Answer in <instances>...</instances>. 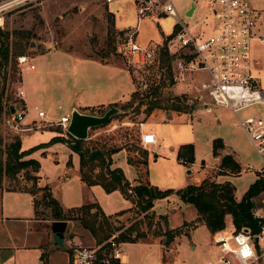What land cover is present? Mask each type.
Segmentation results:
<instances>
[{"label": "rangeland", "instance_id": "374dc122", "mask_svg": "<svg viewBox=\"0 0 264 264\" xmlns=\"http://www.w3.org/2000/svg\"><path fill=\"white\" fill-rule=\"evenodd\" d=\"M253 1L256 5L264 4V0ZM173 4L184 21L196 24L193 31L198 29L204 18H206L204 34L214 31L212 29L214 17L208 11L206 0H173ZM107 5L108 9L115 14L116 22L120 26L136 24L137 6L133 0H118L108 4L104 0H27L5 14L4 24L0 26V39L8 34L9 52L7 61L0 62V158L4 161L6 156L4 149L9 142L18 137L21 139L24 135L21 144L25 148H31L29 156L38 160L40 181L49 183L66 207L78 206L89 199L96 200L105 211H120L131 204L121 213L110 214L107 221L99 216L103 222L97 227V236L83 226L78 218H68L66 239L71 238L72 244L96 245L102 242L106 244L109 236L101 241H98V237H102L108 231H111L117 240H120L121 232L128 237L137 234L133 237L135 241L120 240L125 256L124 264H147L148 262L206 264L207 259L219 251L212 236L231 223L234 224L231 214L225 215V225L222 228L211 232L204 220L197 217L195 207L181 201L175 191L169 194V200L156 199L152 211L149 210L144 214L139 212L136 205L129 201L119 189L106 191L101 186H84L78 173V153L62 140L49 142L53 136L61 135L59 131L64 132L54 121L70 103L71 68L75 67L76 72L78 69L85 73L90 71L85 69L80 61H72L67 54H61L60 51L53 53L47 51L59 47H66L67 51L78 49L80 53L87 56L119 60L130 69L135 82L134 90H137L138 96L129 102L133 105H136L138 101L143 102L138 109L139 112H136L131 105L129 106L127 101L121 103L120 107L127 105L124 112L114 116L102 126L91 127L90 136L85 138V142L105 146L123 143L122 148L128 151L132 161H136L141 158L140 148H145L149 152V145L144 146L141 143L140 133L147 127L155 130L159 135V144L152 146L157 150L152 151L151 157L147 156L145 166L149 178L159 188L183 187L188 182L199 179L205 166V173L208 176L217 179L228 176L235 186L236 197L240 198L253 181L255 170L263 165L264 152L262 154L257 152L240 125L238 116L243 119L253 113L264 114V105L255 104L239 110L237 114L229 107L215 105L205 92L196 87L200 80L208 78L209 74L205 70L194 71L191 77L189 75L185 80H176L173 76L171 60L168 62L164 57L161 58L159 53L161 48H164L163 38L174 29L177 23L175 18L170 16L156 14L141 16L138 21L136 39L142 44L152 43L157 57L146 64L131 63L119 51L120 29L115 28L114 19L108 12ZM191 5L197 8L192 17H187L185 14ZM161 40L163 44L159 42ZM252 48L261 49L259 57L263 70L260 72L264 74V42L254 40ZM42 52L46 53L36 56L32 60L34 66L26 67V72L23 74L24 85L26 84L30 92H33L29 102L31 108L28 118L30 122L32 120L53 121L57 129L45 125L41 128L22 130L19 127L28 124L23 121L16 127L8 107L19 99L17 92L23 68L18 65V57L25 55L33 58ZM57 66H64L68 73L65 71L58 73ZM38 77L39 80L36 82ZM260 81L264 84V76ZM83 84L84 82L80 85ZM77 85H79L78 81ZM38 89H40L39 92ZM52 91L55 92L52 93ZM154 102L162 107L154 108L152 112L155 113L148 116L146 126L141 125L139 122L147 116L143 109ZM205 102L210 106L209 108L205 106ZM34 105L37 108L34 109ZM176 106L180 109L173 108ZM38 109L45 111L47 120H43L38 115ZM105 109H98L96 113L101 114ZM122 120H127L128 123H123ZM64 133L67 134V132ZM217 139L222 141V146L218 148V154H213V142ZM186 142L193 144L194 159L199 164L191 173H186L183 162L175 161L173 158L180 144ZM223 146L225 152L233 153L238 158L243 172L220 173L222 171L219 167L221 155L219 149ZM155 151L159 153L157 157H153ZM114 158L116 164L122 168L125 176L130 180L135 175L137 166L144 165L129 162L123 149L117 150ZM193 162H185V164L192 165ZM205 162L208 164L205 165ZM142 173V177H145L143 166ZM33 182L20 172L16 175L3 173L0 178V187L35 189L36 224L46 236L44 240L47 239L46 244H48L42 253V258H45L46 249L52 241L53 233L50 223L54 216L50 207L46 206L42 199V190L37 187L39 185ZM253 199L255 206L264 205V191ZM71 214L77 216L79 212L72 211ZM170 230H174V236L168 243L164 242L169 237ZM67 240L65 248H61L62 252L55 253L49 264H64L63 259L66 254L63 252H66V248L69 253L71 252Z\"/></svg>", "mask_w": 264, "mask_h": 264}, {"label": "built area", "instance_id": "2783aa9c", "mask_svg": "<svg viewBox=\"0 0 264 264\" xmlns=\"http://www.w3.org/2000/svg\"><path fill=\"white\" fill-rule=\"evenodd\" d=\"M27 0H0V26L5 14ZM118 0H104L106 4ZM137 6V21L145 15H164L175 18V28L166 35L164 44L172 56L173 76L185 80L192 72L205 70L209 76L196 84L215 105L229 107L233 112L255 105H264V87L258 84L253 72L251 44L253 40L264 41V4L256 5L253 0H206L208 11L214 17L211 33L204 34L206 18L198 29L196 24L184 21L174 7L173 0H133ZM207 17V16H206ZM138 23L120 28L121 55L133 64H146L156 59L152 43L142 44L136 39ZM18 65L24 69L34 66L31 57L19 56ZM193 79V78H191ZM19 99L12 103L16 111L11 119L17 124L24 121L27 107L24 90L18 88ZM10 105V104H9ZM40 117L45 111L38 110ZM70 114H61L54 121L67 132ZM32 122V123H31ZM27 122L22 130L41 128L48 122ZM31 123V124H29ZM142 124L141 122H139ZM239 123L259 154L264 152V116L250 114L239 118ZM68 133V132H67ZM141 143L146 146L156 142L155 133L143 130ZM259 172L264 173V163ZM253 216L257 227L237 228L233 223L213 234L212 239L218 253L211 256L206 264H261L264 262V205L254 206ZM69 264H124L121 241L112 234L105 242L96 245L72 244ZM74 243V242H73Z\"/></svg>", "mask_w": 264, "mask_h": 264}, {"label": "trees", "instance_id": "16d2710c", "mask_svg": "<svg viewBox=\"0 0 264 264\" xmlns=\"http://www.w3.org/2000/svg\"><path fill=\"white\" fill-rule=\"evenodd\" d=\"M7 37L8 34H6L5 38L0 39L1 63L6 62L8 58L9 44ZM159 53L161 58L164 57L168 62L172 59V56L169 55L165 47L163 49L161 48ZM136 93L137 90L132 91L131 98L127 100V103L137 112L143 102L138 101L136 105L129 102L138 96ZM112 105H117V103ZM121 107L125 109L127 105H121ZM161 107L159 103L154 102L146 106L143 111L148 115L154 108ZM173 108L180 109L177 106ZM90 111L95 112L94 108H90ZM118 115L121 114H115L112 117ZM53 140L65 141L72 150L78 153L80 175L87 184H100L106 191L119 189L136 205L139 212L146 214L147 211H152L155 199L165 197L175 191L183 202L190 203L196 208L198 213L197 217H201L204 220L207 228L211 232L225 225V215L228 213L231 214L232 221L237 228L250 227L255 229L257 227V219L253 216L251 209L255 206L253 198L264 191V173L258 171V176L249 184L239 199L235 195V186L230 179L219 180L208 175L204 176L198 183L190 182L177 189H163L150 183L148 179L145 181L138 179L134 183L125 176L120 166H112V154L122 148L123 143L120 145L113 144L111 146L98 145L94 142L86 143V139L74 137L70 133H67V136L55 135L49 142ZM221 146L222 141L220 139L215 140L213 142L212 153L218 154V148ZM139 151L141 155L140 159L132 161L131 156H128L127 159L131 163H142L145 166L148 156L147 149L140 148ZM4 152L6 153L4 161L0 158V178L3 173L16 175L20 172L24 177L33 180V183L37 182V178L39 177L37 174L39 162L36 158L28 156L31 148H23L19 137L9 142L5 146ZM177 158L183 163L193 162V144L191 142L180 144L177 150ZM219 167L222 171L220 173H235L241 170L239 162L230 153L221 155ZM37 187L42 190V199L45 205L50 207L51 213L54 216L53 219L76 217L94 236H97V227L102 224V220L107 221L110 215L106 214L97 202L82 203L78 206L68 208L67 212H65L59 201L52 195L50 187L47 184ZM28 190L32 194L35 192L34 188ZM34 207L36 211L35 199ZM72 211L79 212V214L74 216V214H71ZM123 211L121 210L118 213ZM99 216L100 218L103 217L102 220ZM111 234L112 232L108 231L102 237H98V241L107 238ZM173 236L174 230H170L169 237L164 242L168 243ZM133 237H128L123 232L119 234L121 241H135Z\"/></svg>", "mask_w": 264, "mask_h": 264}, {"label": "crops", "instance_id": "0c3cea01", "mask_svg": "<svg viewBox=\"0 0 264 264\" xmlns=\"http://www.w3.org/2000/svg\"><path fill=\"white\" fill-rule=\"evenodd\" d=\"M196 8L197 6L195 7L194 12L196 11ZM107 10L114 19V26L116 29H120L124 26H129V25L120 26L119 24H117L116 19H115V14L108 9V5H107ZM136 18H137V11H136ZM137 23L138 21L136 22V24ZM168 34L169 33H167L166 35ZM253 41H252V44H253ZM263 42L264 41H262L261 43ZM252 44H251V57H252V63H253V72L257 78L258 84L264 87V84H261V81H260V79L264 76V74L260 72L261 70H263V64L259 57L260 56L259 53L261 49L252 48ZM67 50L68 48L66 47L64 48L59 47V48L51 49L47 52L53 53L54 51H60L61 54H64V55L67 54L71 57L72 61L74 62L80 61L82 63V66L85 69L89 70L90 72L85 73L83 70H80V69H78V72H76L75 67L71 68V79L72 80H71V91L69 93L70 103L67 105L66 110L63 111L61 114L69 113L73 107H77L79 110L84 111V112H91L90 108H94L95 110L94 113H96L98 109L107 108L108 106L114 103H117V106H119L121 103H124L130 98L132 91L135 89V82H134L130 69L124 63H122L119 60H114L110 57L102 59L96 56H87V55L80 53L78 49H74L73 51L72 50L67 51ZM43 53H46V52L36 54L32 58V60L35 59V57L38 56L39 54H43ZM56 70L58 73L59 72L64 73V71L65 73L67 72L64 66H61V67L57 66ZM24 72H26V68H24L21 73L20 88L24 90V101L27 107V112L24 117V123H27L29 122V119H30L28 118V115H29L28 113L31 108L29 102H30L31 97H33V92H30V90L26 87V84L24 85V80H23ZM38 80H39V77L36 82H38ZM77 81L79 82V85L76 86ZM82 82H84V84L80 85ZM39 91L40 89H38V92ZM54 92L55 91H52V93ZM205 104H207V102H205ZM209 107L210 106L208 105V108ZM33 108L35 109L37 108V106L34 105ZM153 113L155 112H151L150 114L146 116L144 120H141L140 121L142 123L141 125L146 126V119L148 118V116H151ZM253 114L264 116V114H261V113H253ZM41 118L43 120L44 119L47 120L46 115L45 117H41ZM238 120H239V116H238ZM47 121H48V124L46 127L57 129L56 127H54L53 121H49V120ZM122 121L123 123H128L127 120H122ZM144 130L152 131L155 133V136H156V142L148 144L149 145L148 154L150 155V156L148 155V157H151L152 151L157 150V148L154 149L152 146L159 144V135L157 134L155 130L150 129L148 127L145 128ZM59 133L63 136H67V134L64 132L59 131ZM23 137L25 136L23 135L21 139ZM63 142L66 145H68L65 141ZM22 147L25 148L24 145ZM120 149H123L125 151L126 157L128 158V151L125 148H120ZM219 150H221V155L225 153H229V152H225L224 146L223 148ZM158 155L159 153L156 151L153 153V157H157ZM221 155L219 157V163H220ZM114 156H115V152L112 154V159H113L112 166H119L118 164H116ZM173 158L175 161H180L177 158V150ZM235 159L238 161V158L236 156H235ZM205 163H206L205 165L208 164V162H205ZM191 164L192 165H187L184 163L186 167V173H191L194 167L199 166L198 161H196L195 159H194V162ZM142 166L145 169V174H144L145 177H142L143 175ZM240 166H241V163H240ZM259 169L260 168H257L255 170L256 174H255L254 179L258 176ZM205 171L206 170L204 166V171L202 172L201 177L191 182L198 183L204 176H207ZM241 172H243L242 167H241V170L238 172V174ZM78 173H79L81 183H83L84 186H89V184H87L81 178L80 171H79V156H78ZM37 174L39 175V177L37 178V184L39 186L47 184L50 187L52 195L59 201L63 210L64 211L67 210L69 207H66L63 201L54 193L52 186L47 182L42 183L40 181L41 174L39 170L37 171ZM138 179L143 180V181L148 179L150 183L155 184L149 178L148 170L146 166L140 165V164L137 166L135 170V175L133 176V178L129 180L132 182H135ZM224 179H230V178L226 176ZM219 180H223V179H219ZM90 186L98 187L101 185L95 183V184H91ZM165 188H173V187H165ZM173 189H177V188H173ZM114 190H118V189H114ZM161 199L169 200V195L165 197H161ZM129 201L131 200L129 199ZM86 202H97V201L94 199H89ZM86 202H82V203H86ZM130 206L131 204L127 208H129ZM126 209H122V210H126ZM103 211L106 214H112V213L119 212L116 210H110V211L103 210ZM195 211H196V208H195ZM196 214L198 216L197 211H196ZM36 222H37V219H36L35 207H34V194H32L27 188H8L7 189V188L0 187V264H49L55 253L62 252L61 248L62 249L65 248L66 244H64V246L62 247H57V246H52L51 244L52 241H51L50 246L46 249L45 258H42V253L45 251V247L48 246V244H46L47 239L44 240L46 236L37 228ZM68 240H71V238H69ZM123 242H128V241H123ZM65 251L66 252H63L64 254H66L65 259H63L64 264H69L70 253L68 252L67 248ZM157 263L158 262H148L147 264H157ZM261 264H264V262H262Z\"/></svg>", "mask_w": 264, "mask_h": 264}, {"label": "water", "instance_id": "95a60500", "mask_svg": "<svg viewBox=\"0 0 264 264\" xmlns=\"http://www.w3.org/2000/svg\"><path fill=\"white\" fill-rule=\"evenodd\" d=\"M195 6L191 5L190 9L185 14L187 17H192ZM33 44V43H32ZM208 107V104H205ZM16 111L14 103L9 105V112L13 114ZM124 109L117 105L108 106L101 114L94 112H84L77 107H73L69 114V122L67 125V132L77 138H88L89 129L91 127H98L106 124L110 118L115 114H121ZM190 171V170H188ZM52 231V246H64L66 240L67 219H53L51 220Z\"/></svg>", "mask_w": 264, "mask_h": 264}, {"label": "bare ground", "instance_id": "6f19581e", "mask_svg": "<svg viewBox=\"0 0 264 264\" xmlns=\"http://www.w3.org/2000/svg\"><path fill=\"white\" fill-rule=\"evenodd\" d=\"M124 260H125V256H124Z\"/></svg>", "mask_w": 264, "mask_h": 264}]
</instances>
